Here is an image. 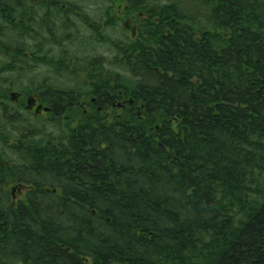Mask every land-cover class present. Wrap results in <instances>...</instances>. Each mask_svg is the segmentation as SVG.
Wrapping results in <instances>:
<instances>
[{
  "label": "trees",
  "instance_id": "trees-1",
  "mask_svg": "<svg viewBox=\"0 0 264 264\" xmlns=\"http://www.w3.org/2000/svg\"><path fill=\"white\" fill-rule=\"evenodd\" d=\"M117 1L135 37L20 90L48 117L0 82V264H264V0ZM33 8L0 0V75L54 66Z\"/></svg>",
  "mask_w": 264,
  "mask_h": 264
},
{
  "label": "flooded vegetation",
  "instance_id": "flooded-vegetation-1",
  "mask_svg": "<svg viewBox=\"0 0 264 264\" xmlns=\"http://www.w3.org/2000/svg\"><path fill=\"white\" fill-rule=\"evenodd\" d=\"M31 1L35 7L32 10L36 12V15L33 17L31 29L34 31L38 30L39 33H36L37 36L29 41V46L34 48L36 51H39L40 55L44 57L43 59L47 58V60H49L48 58H52L54 65H48V67L46 65L35 66L39 62H35L34 52H24L23 54L28 59H21V61H29L25 68H29L31 73L34 68L35 70H50V68L55 67H68L71 69V65H74V68H76V66L78 68V62L82 61L84 56H89L88 58L97 56V54L76 56L75 51L80 49V47L76 45V42L80 44V40L76 38L84 37L80 30L83 27L81 28L80 25L89 29L92 36L99 42H102L100 41L101 38H106L104 35L100 36L103 33V30L107 28H114L113 24L115 19H119L117 23L118 26L121 27L122 25L125 30L131 32V38L135 37L140 29V22L135 17V14L132 13L124 17L121 16L125 15V13H128L130 10L127 5H124V2L117 0H101L105 2V5L97 6L99 8L96 9V11L99 13L100 18L94 21L90 19V15L82 10L80 4L75 3L78 2V0H45L44 2L43 0ZM139 14L142 15V13ZM109 21L112 22V24H107ZM72 46H75V48H72ZM101 56L109 58L105 55ZM17 64L19 66V63ZM50 81L53 82L51 79L43 80L34 77L30 79L32 85H41L42 83L51 84ZM62 82L65 84L68 83L67 81ZM12 92L14 91L10 90L8 95L9 100L14 103L12 109L17 107V109L20 108L23 112L28 110L34 118L38 117L42 119L48 117L53 112V108L46 104V102L42 99V96L38 93L24 95L21 92H14L16 94L12 97ZM78 103V106L82 109L84 115H87L91 111L93 105H96V100L94 98H91L90 101L80 99ZM117 106L124 107V105L121 104H118ZM101 107L102 106L96 105V110L99 111ZM44 108H49V111H45Z\"/></svg>",
  "mask_w": 264,
  "mask_h": 264
},
{
  "label": "rangeland",
  "instance_id": "rangeland-1",
  "mask_svg": "<svg viewBox=\"0 0 264 264\" xmlns=\"http://www.w3.org/2000/svg\"><path fill=\"white\" fill-rule=\"evenodd\" d=\"M76 4H80L81 8L83 11H85L88 15H90V19L92 21L94 20H98L100 17L99 13L96 11V9H98L99 5H105V2L101 1V0H78V2H75ZM74 21V20H73ZM82 29L81 33L83 34V38L82 37H77L76 39L80 40V44L78 42H76V45L78 47H80V49L76 50L75 54L76 56H84L85 54H98V55H105L108 57H112L115 53L114 48L110 46V44H108L107 42H99L98 40H96L89 29H87L85 26L80 25ZM85 28V29H84ZM106 36L109 38H113V39H117V40H127L130 36H131V32L128 30H124L123 26H114V28H107L105 30H103V33L100 36ZM77 47V48H78ZM72 48H75V46H72ZM70 49V48H69ZM113 49V50H112ZM31 76V77H30ZM34 77V78H38V79H47L48 77L52 79H54L53 84L55 83V81L59 80V78L57 76H53L52 73H50V71L48 72L47 69L45 70H39V71H33L31 74H25V75H19L18 73H10L7 72L6 74H1L0 75V82L3 85H10V88L12 91L14 92H20V90L24 87H26L27 85H29L30 79ZM60 84V83H58ZM61 84H64V82H61ZM31 120H33L34 122L37 120L36 118H32ZM57 123V122H56ZM55 123V124H56ZM54 123H46V127L49 130L52 131H59L58 130V126H54ZM25 186L23 185H11L10 189L12 192V197L15 200H18L20 198V196H22L21 194L25 191Z\"/></svg>",
  "mask_w": 264,
  "mask_h": 264
},
{
  "label": "water",
  "instance_id": "water-1",
  "mask_svg": "<svg viewBox=\"0 0 264 264\" xmlns=\"http://www.w3.org/2000/svg\"><path fill=\"white\" fill-rule=\"evenodd\" d=\"M16 93L12 92L11 96L13 97ZM45 111H49V108H44Z\"/></svg>",
  "mask_w": 264,
  "mask_h": 264
},
{
  "label": "bare ground",
  "instance_id": "bare-ground-1",
  "mask_svg": "<svg viewBox=\"0 0 264 264\" xmlns=\"http://www.w3.org/2000/svg\"><path fill=\"white\" fill-rule=\"evenodd\" d=\"M116 104V103H115ZM119 104V103H118Z\"/></svg>",
  "mask_w": 264,
  "mask_h": 264
}]
</instances>
